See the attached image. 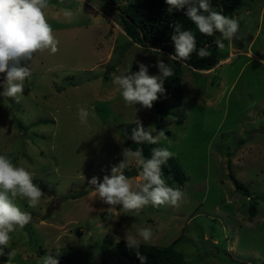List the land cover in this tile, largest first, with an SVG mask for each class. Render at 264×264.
<instances>
[{
    "label": "rangeland",
    "instance_id": "374dc122",
    "mask_svg": "<svg viewBox=\"0 0 264 264\" xmlns=\"http://www.w3.org/2000/svg\"><path fill=\"white\" fill-rule=\"evenodd\" d=\"M136 1L49 0L45 15L59 51L35 56L20 103L0 97V155L32 173L44 193L36 208L15 199L32 221L10 233L5 252L16 255L8 264H39L46 254L64 257V264H136L117 243L147 227L152 238L141 244L173 246L188 264H264V0H244L227 15L238 21L239 39L226 40L216 68L184 67L182 104L168 111L161 129L168 138L154 147L177 157L186 202L137 213L122 205L109 210L94 194L74 198L91 188V178L102 182L124 161L123 142L136 121L159 133L150 109L127 107L113 83L141 63L150 76L160 75L158 61L173 64L167 53L137 47L125 35L118 6ZM65 7L74 12L71 22L62 16ZM79 107L95 114L87 125ZM132 168L139 172L134 159L123 171ZM230 171L249 198L235 190ZM141 182L138 174L132 178L133 190ZM251 199L258 204L255 218Z\"/></svg>",
    "mask_w": 264,
    "mask_h": 264
},
{
    "label": "clouds",
    "instance_id": "9594fccd",
    "mask_svg": "<svg viewBox=\"0 0 264 264\" xmlns=\"http://www.w3.org/2000/svg\"><path fill=\"white\" fill-rule=\"evenodd\" d=\"M165 3L169 13L186 9L184 15L201 34L212 36L219 33L215 40L217 49L225 47V40L239 39L238 21L215 11L209 0H165ZM49 7V0H0V74L4 77L0 82V88L3 89L0 97L20 103V96L25 89L24 81L32 74L30 63L34 61L35 56L46 51L54 55L59 51V40L45 15ZM62 16L71 22L74 12L65 7L62 9ZM182 28L180 24L173 25L171 40L174 44V54L168 57L169 60L186 62L194 51L201 58L209 56L206 48L197 50L193 33ZM128 39L131 40V37ZM151 50L160 51L157 48ZM261 63L264 64V60ZM156 66L160 72L159 76H150L148 67L141 63L138 72L114 77L113 83L118 85L127 107L140 105L144 109H151L154 102L164 95V81L172 77L174 72L172 66L163 61H158ZM90 115L95 114L90 113L87 107H79L78 117L81 124L87 125ZM136 124L137 127L127 138L137 145H156L161 137L168 138L164 130L154 136L152 131H146L139 121H136ZM173 155L167 148L154 147L150 158H145L142 148L135 151L126 148L123 151L124 161L118 167L112 168L110 176L105 175L102 182H99L97 177L91 178L89 184L94 190L90 194L96 195L101 202L108 205L109 210L122 205L125 212L138 213L148 205L177 206L181 201L186 202V194L179 188L168 186L163 178L162 166L166 165ZM132 159L139 166L138 177L142 181L136 184L137 190L132 188V179L123 174V169ZM43 196L41 189L33 183L32 173L24 167L14 165L9 157L0 155V257L7 256V264L16 255L15 249L5 252L11 240L10 233L15 232L17 228L24 229L32 220L31 214L22 211L15 199H24L30 208H36ZM152 235L150 227L140 228L137 232L138 238L127 239V246L136 250L141 264H146L147 260L139 252L141 241L149 242ZM39 264H59V259L54 258L52 254H46L39 258Z\"/></svg>",
    "mask_w": 264,
    "mask_h": 264
},
{
    "label": "trees",
    "instance_id": "16d2710c",
    "mask_svg": "<svg viewBox=\"0 0 264 264\" xmlns=\"http://www.w3.org/2000/svg\"><path fill=\"white\" fill-rule=\"evenodd\" d=\"M209 2L215 11L227 16L238 11L242 7L244 0H209ZM167 7L165 0H138L124 7L118 6V10L121 11L120 16L122 18L123 30L128 37H131L134 43L143 47L157 48L168 55H172L174 54V44L171 40V36L174 33L173 25L180 24L183 26L182 30L191 31L195 36L197 50L206 48L210 53L209 56L201 58L194 51L186 62L173 61L172 71L174 75L165 79L163 85L165 93L154 102L153 107L150 109L154 116V127L157 131H161L168 111L182 104L181 75L185 65L196 71H210L216 68L222 60L221 49H217L215 44L219 33H215L212 36L203 35L184 15L186 9L169 13ZM223 42L226 46V40ZM123 146L133 151L137 148H142L145 158H150L151 150L154 148V145L148 143L137 145L128 140L127 137L123 142ZM162 171L163 178L168 186L182 190L185 176L175 155L168 160L166 165L162 166ZM228 176L235 190L242 196L249 198V189L240 183L231 171ZM257 205L256 200H250L249 213L251 218H255L257 215ZM117 248L122 257L136 264H141L137 258L136 250L130 249L126 241L118 242ZM139 252L147 258L146 264H188L183 253L176 250L173 246L159 248L152 245L140 244ZM64 259V257H61L59 264H64Z\"/></svg>",
    "mask_w": 264,
    "mask_h": 264
},
{
    "label": "water",
    "instance_id": "95a60500",
    "mask_svg": "<svg viewBox=\"0 0 264 264\" xmlns=\"http://www.w3.org/2000/svg\"><path fill=\"white\" fill-rule=\"evenodd\" d=\"M120 11V10H119ZM121 12V11H120ZM224 15V14H223ZM138 174V170L136 168H132L131 170L127 171L124 173V175L126 176V178H129V179H132L134 177H136ZM94 190L92 188L90 189H87V190H81V191H77L75 194H74V198H81L83 196H86L88 194L91 193V191ZM32 221V220H31ZM30 221V222H31Z\"/></svg>",
    "mask_w": 264,
    "mask_h": 264
},
{
    "label": "crops",
    "instance_id": "0c3cea01",
    "mask_svg": "<svg viewBox=\"0 0 264 264\" xmlns=\"http://www.w3.org/2000/svg\"><path fill=\"white\" fill-rule=\"evenodd\" d=\"M213 70V69H212ZM211 71V70H210ZM210 71H204V72H210Z\"/></svg>",
    "mask_w": 264,
    "mask_h": 264
}]
</instances>
